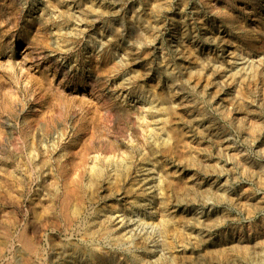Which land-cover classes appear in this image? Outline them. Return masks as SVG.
<instances>
[{
	"label": "rangeland",
	"instance_id": "rangeland-1",
	"mask_svg": "<svg viewBox=\"0 0 264 264\" xmlns=\"http://www.w3.org/2000/svg\"><path fill=\"white\" fill-rule=\"evenodd\" d=\"M0 264H264V0H0Z\"/></svg>",
	"mask_w": 264,
	"mask_h": 264
},
{
	"label": "bare ground",
	"instance_id": "bare-ground-1",
	"mask_svg": "<svg viewBox=\"0 0 264 264\" xmlns=\"http://www.w3.org/2000/svg\"><path fill=\"white\" fill-rule=\"evenodd\" d=\"M76 184V183H75ZM73 184L72 186H69L67 187L68 189L65 190V194H63V196L61 197V199L59 200L61 203V206H60V209L61 210V215H63V217L67 218L68 219V214H67V211L68 209H72V213H77L76 211V208H72L70 207L69 208V203H70V200L71 198H77L78 196V192H79V187L77 185ZM60 213V212H59ZM71 211H70V215H72ZM65 220V219H64ZM22 236V235H21ZM30 250L33 252L34 251V248H30Z\"/></svg>",
	"mask_w": 264,
	"mask_h": 264
}]
</instances>
